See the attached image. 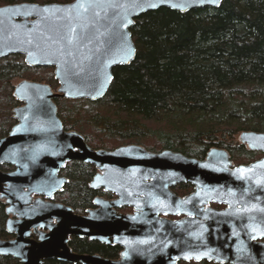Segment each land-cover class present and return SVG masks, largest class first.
Instances as JSON below:
<instances>
[{
	"label": "water",
	"instance_id": "95a60500",
	"mask_svg": "<svg viewBox=\"0 0 264 264\" xmlns=\"http://www.w3.org/2000/svg\"><path fill=\"white\" fill-rule=\"evenodd\" d=\"M223 0H74L0 6V58L23 56L30 68L53 69L58 87L23 80L14 88L20 103L15 124L0 138V200L6 232L0 256L19 264H264V133L244 131L240 144L262 157L234 165L227 150L212 148L202 159L180 152H152L127 144L93 149L76 131H66L56 98L97 101L108 91L113 69L136 55L130 29L139 16L167 8L180 13L218 8ZM81 161L96 170V197L77 214L55 202L67 179L60 171ZM189 184L179 197L172 188ZM215 204L223 206L215 209ZM130 208L129 213L118 209ZM173 217V218H171ZM36 235L37 239L31 238ZM87 238L121 251L116 259L82 255L71 238Z\"/></svg>",
	"mask_w": 264,
	"mask_h": 264
},
{
	"label": "trees",
	"instance_id": "16d2710c",
	"mask_svg": "<svg viewBox=\"0 0 264 264\" xmlns=\"http://www.w3.org/2000/svg\"><path fill=\"white\" fill-rule=\"evenodd\" d=\"M72 1L0 0V6ZM130 32L135 58L113 69V80L101 99H54L66 131L80 133L93 149L140 143L153 152L166 149L202 159L210 149L223 148L234 164L263 155L237 141L244 131L264 133V0H223L218 8L186 13L160 8L135 19ZM23 80L58 87L52 68H30L21 55L0 58V138L16 123L13 109L20 103L13 92ZM12 169L0 166L5 172ZM95 173L87 163H67L60 171L67 184L56 200L84 214L96 197L112 198L90 188ZM5 208L0 200V238L9 236ZM69 247L108 259L121 251L116 245L77 237L70 239ZM18 263L0 256V264ZM45 264L70 263L52 259Z\"/></svg>",
	"mask_w": 264,
	"mask_h": 264
},
{
	"label": "flooded vegetation",
	"instance_id": "af4514ba",
	"mask_svg": "<svg viewBox=\"0 0 264 264\" xmlns=\"http://www.w3.org/2000/svg\"><path fill=\"white\" fill-rule=\"evenodd\" d=\"M14 169V168H13ZM12 169V170H13ZM59 176L60 177H64V178H66V175H64V174H60L59 173ZM67 179V178H66ZM67 184V183H66ZM65 184V185H66ZM65 185H64V187H65ZM179 185H183V184H179ZM179 185H177V186H175V187H173L172 188V190H173V192L177 195V196H179V197H183V196H185V195H187V194H189L190 192H192V187L189 185V184H185V185H187V186H189V188L188 189H186V190H183V191H181L180 189H179ZM64 187H63V189H64ZM188 191V192H187ZM56 194H55V196H54V200L53 201H55V202H58L57 200H56ZM113 198V197H112ZM210 206L212 207V208H215V209H222V208H224L223 206H218V205H215V204H210ZM118 211L119 212H121V213H129V212H131L132 210L130 209V211H127L126 209H125V207H123V208H121V209H118ZM8 218H9V216H8ZM171 218H173V217H171ZM8 220V219H7ZM8 234V233H7ZM9 235V234H8ZM11 238H13V235H9L7 238H0V239H4V240H8V239H11ZM31 238H33V239H37V236L36 235H32L31 236ZM102 244V243H101ZM106 245V244H105ZM110 246V245H109ZM75 253H77V252H75ZM77 254H82V255H88L87 253H77ZM92 254V253H91ZM94 255H99V254H94ZM100 256V255H99ZM116 259V258H115ZM19 264V263H18Z\"/></svg>",
	"mask_w": 264,
	"mask_h": 264
},
{
	"label": "rangeland",
	"instance_id": "374dc122",
	"mask_svg": "<svg viewBox=\"0 0 264 264\" xmlns=\"http://www.w3.org/2000/svg\"><path fill=\"white\" fill-rule=\"evenodd\" d=\"M53 90H55V89H53ZM160 125V124H159ZM161 126V125H160ZM159 127V126H158ZM157 126H155V128L154 129H157L158 131H160V128H158ZM238 142V141H237ZM129 144H137V143H129ZM137 145H140V146H143L144 148H145V144H140V143H138ZM100 149H104V148H100ZM147 149V148H146Z\"/></svg>",
	"mask_w": 264,
	"mask_h": 264
},
{
	"label": "bare ground",
	"instance_id": "6f19581e",
	"mask_svg": "<svg viewBox=\"0 0 264 264\" xmlns=\"http://www.w3.org/2000/svg\"><path fill=\"white\" fill-rule=\"evenodd\" d=\"M188 192V191H187Z\"/></svg>",
	"mask_w": 264,
	"mask_h": 264
}]
</instances>
